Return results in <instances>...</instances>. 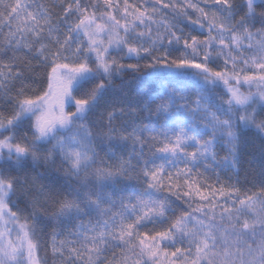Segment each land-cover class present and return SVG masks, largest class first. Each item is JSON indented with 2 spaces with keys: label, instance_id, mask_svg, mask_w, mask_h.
I'll return each mask as SVG.
<instances>
[{
  "label": "snow or ice",
  "instance_id": "6c2138e0",
  "mask_svg": "<svg viewBox=\"0 0 264 264\" xmlns=\"http://www.w3.org/2000/svg\"><path fill=\"white\" fill-rule=\"evenodd\" d=\"M0 264H264V0H0Z\"/></svg>",
  "mask_w": 264,
  "mask_h": 264
},
{
  "label": "trees",
  "instance_id": "16d2710c",
  "mask_svg": "<svg viewBox=\"0 0 264 264\" xmlns=\"http://www.w3.org/2000/svg\"><path fill=\"white\" fill-rule=\"evenodd\" d=\"M126 62H135V61H126ZM129 77H125V79H128Z\"/></svg>",
  "mask_w": 264,
  "mask_h": 264
}]
</instances>
